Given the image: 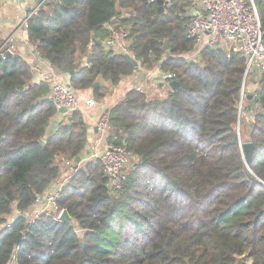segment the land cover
<instances>
[{"label":"trees","instance_id":"1","mask_svg":"<svg viewBox=\"0 0 264 264\" xmlns=\"http://www.w3.org/2000/svg\"><path fill=\"white\" fill-rule=\"evenodd\" d=\"M189 2L169 0L158 13L151 0H47L28 19L29 41L70 75L79 100L89 90L102 100L107 88L96 82L117 86L135 71L126 54L104 44L111 22L127 28L135 59L148 68L170 52L162 70L181 84L152 95L132 88L108 110L109 141L127 145L137 160L116 192L100 160L78 168L58 202L74 224L48 212L25 215L48 194L63 161L85 154L84 113L60 112L49 84L33 81L32 65L3 50L0 264L14 256L16 264H264V73L255 105L240 112L243 55L205 48L197 62L181 56L194 47ZM256 3L264 33V0ZM244 111L252 115L247 134L235 127ZM247 141L254 143L250 166ZM15 210L21 215L10 222Z\"/></svg>","mask_w":264,"mask_h":264},{"label":"built area","instance_id":"2","mask_svg":"<svg viewBox=\"0 0 264 264\" xmlns=\"http://www.w3.org/2000/svg\"><path fill=\"white\" fill-rule=\"evenodd\" d=\"M11 1L18 2L19 0ZM168 3L169 0L164 1V7ZM39 7L40 4L24 20L23 26L27 27L28 19ZM186 13L189 16L186 26L187 35L194 41L193 49L181 55L187 61L197 62L205 48L219 49L227 57H231L233 54H240L245 57L246 69L239 102L241 112L247 107L248 81L254 80L258 86L260 75L264 73V33L256 0H190ZM107 27L110 30V35L104 42L105 46L116 53L130 54L135 58L131 51L133 40L128 37L127 28L112 22ZM12 41L13 38H9L2 45L0 55L5 57L4 49L14 51ZM166 58L167 54L162 61ZM162 61L158 63L157 67L151 69L142 60H137L138 64L134 71L135 77H138L142 72L145 76L134 89L139 92L150 93L151 83L156 84V86L166 84L171 89L170 82L176 80L175 74L162 70ZM83 65H87V58H85ZM48 84L50 87L48 97L55 102L58 109L61 107L68 108V114L80 109L78 95L69 86V82L52 75L48 79ZM252 94L255 100V92ZM85 102L89 106L97 104L95 98H88ZM109 121V112L103 111L96 123L98 132L94 142L95 147L86 157L82 156L78 168L91 160H100L103 173L108 177V186L112 192H116L121 189L128 170L137 159L127 145H116L109 141ZM238 131H240V126ZM75 165V159L63 161L61 175L50 185L51 192L43 200L42 198L38 200L43 201L44 206L35 217L42 212H48L56 214V218L60 220L62 210L59 209L58 202L64 186L78 170ZM15 262L14 256L10 264H15Z\"/></svg>","mask_w":264,"mask_h":264},{"label":"crops","instance_id":"3","mask_svg":"<svg viewBox=\"0 0 264 264\" xmlns=\"http://www.w3.org/2000/svg\"><path fill=\"white\" fill-rule=\"evenodd\" d=\"M40 4V0H19L14 2L11 0H2L0 5V48L9 39L13 38L14 51L23 56L25 60L32 65L33 68V81L40 82L46 81L55 75L56 77L69 82L70 75L59 70L57 67L50 65L47 61L43 60L37 51L35 45H33L28 39L27 27L23 26L24 20L33 12V10ZM158 65V64H157ZM151 69H154L155 67ZM144 73H140L138 77L135 74L129 75L124 78L120 84L113 86L111 83L100 81L99 85L103 88H107L105 96L102 100H97L95 106H89L85 100L88 98H94L92 91H82L80 96V110L84 113L86 123L89 127V143L83 157H86L90 151L95 147V138L97 137L96 123L103 111H108L116 103H118L127 93L128 90L138 86L142 82ZM167 85L151 83L150 95L152 94H164ZM257 87V83L251 80L248 83L247 91L252 94ZM247 107L249 108V100H246ZM250 109V108H249ZM244 111V123L240 126V130L248 133L247 119L251 118V112ZM68 114V113H66ZM62 118V114L54 117L53 122L59 121ZM30 208L26 213V218L31 219L33 215L42 210L44 205L43 201H38ZM34 213L33 215H31ZM16 264V262H15Z\"/></svg>","mask_w":264,"mask_h":264},{"label":"water","instance_id":"4","mask_svg":"<svg viewBox=\"0 0 264 264\" xmlns=\"http://www.w3.org/2000/svg\"><path fill=\"white\" fill-rule=\"evenodd\" d=\"M53 1V0H51ZM47 0H40V4L42 3H46ZM158 4H159V8H158V13H162L164 11V0H157ZM98 43H101V41L99 40H96ZM165 49L168 50V42H166V45H165ZM11 51L8 50L6 52V55L10 54ZM126 58L128 59V61L136 68L137 67V60L135 58H133V56H131L130 54H126L125 55ZM167 57H170V52H167ZM3 58V55H0V59ZM99 85V82H96L95 85H94V88L96 86ZM180 82L178 80H173L170 82V87L172 89V91H176L180 88ZM247 99L249 100V108L252 109L253 106L255 105V100L253 99V94H248L247 95ZM59 111L62 112V113H68V108L66 107H61L59 108ZM97 131V129H96ZM45 143V141H43ZM242 149L244 150V158H245V163L247 166H250L251 164V161H252V157H253V150H254V143L251 142V141H247V142H244L242 143ZM82 159V156H77L75 158V168H78V165H79V162L81 161ZM20 215H16L14 217V219H16L17 217H19ZM60 220L62 221H66L70 224H74V219L72 218V216L70 215V213L68 212L67 209H62V212L60 214ZM22 233L19 234L18 236V240L15 244V246H18V243H19V240L21 239L22 237Z\"/></svg>","mask_w":264,"mask_h":264},{"label":"rangeland","instance_id":"5","mask_svg":"<svg viewBox=\"0 0 264 264\" xmlns=\"http://www.w3.org/2000/svg\"><path fill=\"white\" fill-rule=\"evenodd\" d=\"M249 82H250V81H248V83H249ZM248 83H247V84H248ZM104 89H105V88H104ZM165 90H167V87L165 88ZM104 91H105V90H104ZM249 119H250V118H249ZM240 123H241V121H240ZM240 123H239V120H238L237 123H236V126H235V127H236L237 130H238L239 126H242V125H243V123H241L242 125H240ZM242 143H243V142H242ZM50 192H51V190L49 189V190H48V193H50ZM43 199H44V198H42V200H43ZM38 203H39V202H37L36 204H38ZM41 205H44V204H41ZM29 211H30V210H29ZM40 211H41V210H40ZM40 211H39V212H40ZM39 212H37V213H39ZM37 213H35V214L32 213V214H31V215L34 214V215H33V218L36 216ZM18 214L21 215V213H19V211L15 210L14 214L10 216L9 221L11 222V221L14 219V217H15L16 215H18ZM33 218H31V219H33ZM31 219H29V220H31Z\"/></svg>","mask_w":264,"mask_h":264}]
</instances>
